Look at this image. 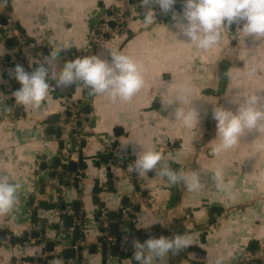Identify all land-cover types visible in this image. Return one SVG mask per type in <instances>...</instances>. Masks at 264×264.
Returning <instances> with one entry per match:
<instances>
[{
  "label": "crops",
  "instance_id": "0c3cea01",
  "mask_svg": "<svg viewBox=\"0 0 264 264\" xmlns=\"http://www.w3.org/2000/svg\"><path fill=\"white\" fill-rule=\"evenodd\" d=\"M124 2L127 32L110 39L95 55L110 60L111 52L116 51L137 61L144 83L130 101H113L107 94L93 95L89 88L76 85L65 94L50 85L39 107L16 103L12 93L21 86L9 75L17 63L11 60V48L2 38L4 21L13 18L20 32L43 50L49 68L58 63L62 67L64 61L89 50V32L106 11ZM173 10L182 14V0H177ZM242 28L222 26L219 42L204 50L183 39L171 13L162 14V20L156 16L153 24L145 25L133 0H0V175L21 185L16 206L0 215V229L7 230V239H16L13 245L0 243V264H38L46 256L45 249L33 244L39 239L29 238L26 244L19 240L43 221L49 240L63 242L55 253L73 249V233L55 229L63 223V212L51 208L59 202V189L68 207L81 203L86 264H103L99 243L104 234L95 198L109 211V224H120L123 201L134 192L141 194V201L133 207L127 224L130 238L138 232L142 240L147 234L192 238L189 247L154 259L153 264H216L218 259L222 264H243L246 256L264 249V129L246 130L233 148L211 154L219 143L214 108L235 112L239 105L233 101L264 97V37H250ZM57 52L58 58L49 59ZM67 96L81 103V109L85 105L91 108L86 114L89 122L79 127V141L70 128L60 129ZM179 96H185L187 102L179 104ZM177 107L199 113L193 128L175 119L172 113ZM16 109L21 110L20 115ZM54 115H59V121L50 126ZM176 142L179 145L174 147ZM138 147L155 148L172 169L197 174L201 187L190 192L182 182L173 186L153 172L130 179L128 168L135 159L133 149ZM80 150L87 168L78 170L82 174L79 187L52 185L55 171L78 162ZM55 160H61V166ZM216 170L222 171L225 184L231 182L227 191L216 187L212 179ZM34 218L36 224H32ZM121 230L120 225V234ZM106 233L110 235L108 227ZM92 246L97 247L95 253H90ZM189 253L197 255V262L188 258ZM57 262L68 264L65 259L48 264ZM121 264L136 262L126 258Z\"/></svg>",
  "mask_w": 264,
  "mask_h": 264
},
{
  "label": "clouds",
  "instance_id": "9594fccd",
  "mask_svg": "<svg viewBox=\"0 0 264 264\" xmlns=\"http://www.w3.org/2000/svg\"><path fill=\"white\" fill-rule=\"evenodd\" d=\"M176 3L177 0H140V7L145 9L143 23L153 24L155 8L158 6L161 13H171L174 25L184 40L196 43L198 48L204 50L219 42L222 26H231L233 23L244 22L242 31L250 37H264V0H182V14L173 10ZM58 57L57 52L50 55L49 59ZM110 57L109 60L100 55L77 56L64 61L62 67L58 63L53 68L47 66L46 60L35 67L30 66V70L17 63L9 70V75L21 87L12 95L17 104L39 107L48 96L51 80L58 88L84 86L93 95L107 94L113 101L118 98L130 101L144 83L141 67L132 57L122 52L112 51ZM176 101L181 104L186 103L187 99L179 96ZM233 102L239 105L235 112L223 107H215L213 110L219 140L211 150L213 156L233 148L246 130L264 129V97L245 96L243 102ZM172 115L188 128H193L199 121L197 111L186 112L181 107H177ZM132 155L135 157L134 170L138 175L153 172L158 177L166 178L173 186L182 182L190 192L201 187L197 174L172 169L164 161L163 154L155 148H134ZM212 179L218 189H229L231 182L225 184L221 170L214 171ZM20 186L7 175H0V215L9 213L16 206ZM130 243L136 264H153L154 259H163L169 252L178 254L183 251L191 245L192 238L186 234L173 237L149 235L143 241L132 237ZM216 264H222V260L218 259Z\"/></svg>",
  "mask_w": 264,
  "mask_h": 264
},
{
  "label": "built area",
  "instance_id": "2783aa9c",
  "mask_svg": "<svg viewBox=\"0 0 264 264\" xmlns=\"http://www.w3.org/2000/svg\"><path fill=\"white\" fill-rule=\"evenodd\" d=\"M133 1L135 2L136 8L140 13L145 11L144 8L140 7V0ZM125 2L123 3L124 5L113 6L105 12L98 26L89 32L88 37L90 47L87 52L81 55V57L95 55L97 51H99L110 39L119 35H124L127 32L126 25L128 22V16L127 11L125 9ZM155 11L156 16L163 14L160 12L158 6L155 8ZM243 23L244 22H240L239 24L233 23L231 26H243ZM113 24L114 27H112ZM2 38L3 40L14 41V46L11 48L9 56L11 60H14L16 63L22 64L26 70H30V66L35 67L40 63H45V55L43 50L39 46H37L36 43L30 41L25 35L20 32L15 21L11 17L6 20L5 25L2 27ZM62 88L63 87H59L58 89ZM85 118L86 114L83 113L79 102L74 100L72 97L67 96L64 111L60 117L61 132H64L67 128H70L73 133V137L79 141L80 129L78 124ZM77 154L78 152L76 153V155ZM63 172L64 169L62 167H59L55 171V173L57 174H61ZM128 172L129 174L127 176L130 179L137 180L140 177V175H138L134 170V161L131 164V170L130 167L128 168ZM81 179V173L71 175L69 177V184L71 186L75 185L78 183V181L80 182ZM51 183L52 185H57L58 187L62 188L60 179L56 176L52 179ZM61 195V192L57 193L59 199ZM127 201L129 203L127 207H125L124 205L121 206L122 216L120 225L122 226V233L119 237L110 236L106 232L103 233L104 235L102 241L104 243L100 242L99 247H103V245L105 244L109 251H111V248H116V250L118 249L119 252L125 254H132V249L127 245V242L131 239L128 234L127 224L131 221L133 207L138 206L141 201V194L139 192L131 193L128 195ZM36 206L38 207L39 204H36ZM67 211L69 212V214H72L71 208L68 207ZM187 218H189V216H187ZM99 221L101 222L102 228L107 229L111 221L108 210H101V216L99 217ZM76 223L81 224L82 219H79L78 221H76ZM33 229L39 231L40 233L42 232L40 225H34ZM70 232L72 233V229H70ZM48 240V236L46 234H42L39 240L34 241L33 244L38 243V246L44 250L46 249ZM4 242L11 244L10 238L6 239V241ZM84 244L85 242L79 241L75 245H73L72 248L75 251H78L79 247H84ZM188 258L193 262H197L198 260V257L195 253H189ZM67 263L86 264V260L84 258H80L79 253L77 252L76 257L67 260ZM107 264H111V262H108ZM243 264H264V249L261 248L256 253L249 254L248 256H246L243 259Z\"/></svg>",
  "mask_w": 264,
  "mask_h": 264
},
{
  "label": "water",
  "instance_id": "95a60500",
  "mask_svg": "<svg viewBox=\"0 0 264 264\" xmlns=\"http://www.w3.org/2000/svg\"><path fill=\"white\" fill-rule=\"evenodd\" d=\"M3 23L5 24L6 22L4 21ZM112 27H114V24L112 25ZM6 42L9 45V48H12L14 46V41L13 40H6ZM18 86H21V85L18 83ZM62 91L65 94H70L72 92V88L71 87H68V88H64L63 87ZM79 104L81 105V103H79ZM82 111H83L84 114L89 115L90 111H91V108H90V106H86L85 105V106L82 107ZM16 112L18 113V115H20L21 110L20 109H16ZM58 121H59V115H54L49 120V125L52 126V125L58 123ZM88 122H89V119L86 118V119H84V121H81L78 124V126L82 127L84 123H88ZM49 133L53 135L54 134V130L50 129ZM178 145H179V142H176V144H174V147H177ZM82 147L85 148V143L82 144ZM64 156H65V158L68 159L69 158V153H66ZM103 159H104V162L107 161L105 159V157ZM54 164L56 166H61V160H55ZM42 167H43L44 170L46 169L45 168L46 167L45 164ZM63 168H64V170H67V171H69L71 173H76V174L79 173V171H78L79 168L86 169L87 166L84 164L83 150H80V152H79L78 162H71L68 166H64ZM52 176L54 177V174ZM135 184H136V182H135ZM69 186H71V185L69 184L67 187H69ZM77 187H79V181L77 183ZM112 187H113V184L110 183V188L112 189ZM41 191H43V186H41ZM95 203L99 206V210L103 209V204H101V203L99 204V199L98 198H95ZM51 208L52 209L59 208L63 212V216H62L63 223L57 224L55 226V229L63 228L64 230H67L69 232L70 229L72 228L73 229V232H72L73 233L72 234L73 244L72 245H75L77 242H79L81 240L85 241L84 237L82 239V235H83L82 227L84 226V218H83L81 224H78V223L75 222V221H78L79 219H81V203L80 202H76L74 204L73 208L69 207L72 210V214L71 213L69 214V212L67 211L68 206L66 205V203L62 207L58 206V203H57L56 205L52 206ZM43 209L46 210L47 207L44 205ZM36 214H35V216H36ZM98 215H99V217L101 216V211L98 212ZM111 218L114 219L115 215L111 214ZM32 224H36L35 218L32 220ZM40 226H41V229H43V231H42L43 233L42 234H45L47 223L45 221H43V222H41ZM119 228H120V224L119 223H111V224H109L108 229L110 230V235L115 236V237H119L120 236ZM102 232H103V229H102ZM149 235H151V234H147L146 238H148ZM40 236H41V233L39 231H32V232H30V234L29 233L25 234L24 238L19 240V243L26 244L27 240L29 238L37 240V239L40 238ZM137 237L141 241H143L141 239L142 238V233L141 232L137 233ZM6 239H7V230L0 229V243L6 241ZM102 240H103V238L100 239V242H102ZM130 240L127 242V245L132 249V245L130 243ZM10 243L12 245L15 244L16 243V239L14 237L10 238ZM62 243H63L62 241L54 242V241L48 240L47 246H46V249H45L46 256L38 259L37 263L38 264H48L50 262H55V261H58V260H61V259H65L67 261L69 259L75 258L76 255H77V252L79 253V257L83 258V252L85 251L84 247H79L78 251H75L74 249H68L67 248V249L63 250L62 252H60V253H58V252L55 253V248L58 245L59 246L62 245ZM101 248H102L101 250L103 252L102 253V255H103V264H107L108 262H111L110 256H112V258L113 257L119 258L120 261H119L118 264H121V262L124 259H126V258L133 259L132 258V254H125V253L119 252L118 249L114 250V251H109L105 244ZM96 250H97V247L96 246H92L90 248V253H95ZM109 252H111V253H109ZM31 261L34 262L33 259ZM133 261H134V259H133ZM113 263L117 264L114 261L111 262V264H113ZM78 264H80V263H78Z\"/></svg>",
  "mask_w": 264,
  "mask_h": 264
},
{
  "label": "trees",
  "instance_id": "16d2710c",
  "mask_svg": "<svg viewBox=\"0 0 264 264\" xmlns=\"http://www.w3.org/2000/svg\"><path fill=\"white\" fill-rule=\"evenodd\" d=\"M143 13L144 12H142L141 14H143ZM159 16H160V19L162 20V15H159ZM49 83H50L51 86H54V87L56 86L55 85V82H52L51 80L49 81ZM70 176H71V174L69 172H67V170H64L63 173L56 175V177H58L60 179L61 186H64V187H67L69 185V177ZM59 192H61L62 195L60 196V199H59V202H58V206H61L62 207L65 204V201H64V192H63V190H60V189H59ZM123 204H124L125 207H127L129 205V203H128L127 200H124L123 201ZM81 219L83 220V217H81ZM102 229H103V233H105L106 232V228H102ZM136 238H138V237H136ZM114 250H116V248H111V251H114Z\"/></svg>",
  "mask_w": 264,
  "mask_h": 264
}]
</instances>
